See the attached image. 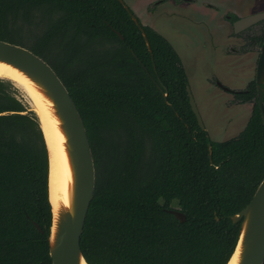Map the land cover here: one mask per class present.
Listing matches in <instances>:
<instances>
[{
  "label": "trees",
  "instance_id": "16d2710c",
  "mask_svg": "<svg viewBox=\"0 0 264 264\" xmlns=\"http://www.w3.org/2000/svg\"><path fill=\"white\" fill-rule=\"evenodd\" d=\"M142 26L150 47L120 0H0V39L54 68L88 132L96 184L80 242L86 261L226 264L241 227L231 217L264 178L256 81L233 92L252 103L244 128L213 140L191 107L178 52ZM24 104L0 78V264H52L48 153L37 115Z\"/></svg>",
  "mask_w": 264,
  "mask_h": 264
},
{
  "label": "water",
  "instance_id": "95a60500",
  "mask_svg": "<svg viewBox=\"0 0 264 264\" xmlns=\"http://www.w3.org/2000/svg\"><path fill=\"white\" fill-rule=\"evenodd\" d=\"M131 17L134 19L149 46L148 37L145 34L142 24L134 15L129 6L120 0ZM264 18V12L240 17L234 21V31L236 33L250 27ZM150 47V46H149ZM138 59V58H137ZM0 61L8 63L22 71L32 82L37 91L49 101H51L52 112L59 120V128L64 135V148L68 155L72 171V181L70 185L69 205H60L55 212L53 204L52 223L50 227L49 254L52 264H89L81 249V236L83 233L87 213L94 196L96 184V168L93 151L90 144L88 132L83 118L62 79L54 68L40 55L22 45L0 39ZM145 70L148 72L145 65ZM152 81L162 91L167 99L165 91L159 82L148 72ZM13 82V81H12ZM256 82L259 96V105L264 123L263 94L264 88V45L262 54L257 63ZM14 83V82H13ZM15 86L17 85L14 83ZM18 88L22 89L17 85ZM23 90V89H22ZM189 101L196 115L201 128L205 129L202 117L198 111L196 101L193 97L189 85L187 86ZM24 96L19 97L24 101L25 96L29 97L23 90ZM32 106L24 101V105L33 110L38 118L44 141L48 153V191L51 164V152L48 139L46 137L44 125L41 117ZM210 157H212L211 147ZM179 220L184 221L185 214L178 209H169ZM233 222L241 221L240 233L235 250L230 259L239 248L237 264H263L264 263V178L258 185L251 201L239 212L232 215ZM37 227L41 230L37 223ZM227 262V263H228ZM226 263V264H227Z\"/></svg>",
  "mask_w": 264,
  "mask_h": 264
},
{
  "label": "rangeland",
  "instance_id": "374dc122",
  "mask_svg": "<svg viewBox=\"0 0 264 264\" xmlns=\"http://www.w3.org/2000/svg\"><path fill=\"white\" fill-rule=\"evenodd\" d=\"M123 1L141 24L164 35L178 52L210 137L222 141L238 135L251 115L252 103L238 102L220 84L234 91L245 89L255 77L258 53H247L249 31L235 34L227 15L263 12L264 0ZM31 32L24 30L26 39H34ZM13 85L23 97V90ZM24 101L32 106L29 97Z\"/></svg>",
  "mask_w": 264,
  "mask_h": 264
},
{
  "label": "bare ground",
  "instance_id": "6f19581e",
  "mask_svg": "<svg viewBox=\"0 0 264 264\" xmlns=\"http://www.w3.org/2000/svg\"><path fill=\"white\" fill-rule=\"evenodd\" d=\"M0 78L10 79L20 86L30 97L33 107L42 119L51 152L49 195L56 212L60 205L70 203L72 171L65 152L64 135L59 128V120L52 112V103L35 89L31 80L22 71L2 61ZM239 252L238 248L227 264H237Z\"/></svg>",
  "mask_w": 264,
  "mask_h": 264
},
{
  "label": "flooded vegetation",
  "instance_id": "af4514ba",
  "mask_svg": "<svg viewBox=\"0 0 264 264\" xmlns=\"http://www.w3.org/2000/svg\"><path fill=\"white\" fill-rule=\"evenodd\" d=\"M264 12V11H263ZM238 16V15H237ZM242 17V16H239V18ZM238 18V19H239ZM234 23V22H233ZM232 23V24H233ZM246 31H249L248 35L246 36L247 37V48H246V51L247 53H258V59H257V63H258V60H259V57L260 55L262 54V47L264 45V18L261 19L260 21L256 22L255 24L251 25L250 27L244 29ZM235 34H237L235 31H234ZM255 35H259L261 37V40L258 42V43H255L254 45L250 44V41H251V38ZM251 37V38H250ZM234 50V49H233ZM256 72H257V65H256V71H255V77L254 79L252 80H255L256 81ZM251 80V81H252ZM250 81V82H251ZM249 82V83H250ZM220 84V82H219ZM264 84V83H263ZM223 88L226 89V91H230V92H235L234 90H231L229 88H227L225 85H222L220 84ZM249 85V84H248ZM247 85V86H248ZM256 85H257V82H256ZM258 90V89H257Z\"/></svg>",
  "mask_w": 264,
  "mask_h": 264
}]
</instances>
